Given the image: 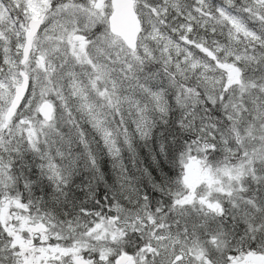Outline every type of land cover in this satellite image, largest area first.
I'll list each match as a JSON object with an SVG mask.
<instances>
[{
  "label": "snow or ice",
  "instance_id": "6c2138e0",
  "mask_svg": "<svg viewBox=\"0 0 264 264\" xmlns=\"http://www.w3.org/2000/svg\"><path fill=\"white\" fill-rule=\"evenodd\" d=\"M0 264H264V0H0Z\"/></svg>",
  "mask_w": 264,
  "mask_h": 264
},
{
  "label": "trees",
  "instance_id": "16d2710c",
  "mask_svg": "<svg viewBox=\"0 0 264 264\" xmlns=\"http://www.w3.org/2000/svg\"><path fill=\"white\" fill-rule=\"evenodd\" d=\"M100 167L103 170L104 173V178H107L109 180H111V176L114 175V173H112V165L109 162L108 158L106 156H101L100 157ZM101 195H103V188L101 189Z\"/></svg>",
  "mask_w": 264,
  "mask_h": 264
}]
</instances>
